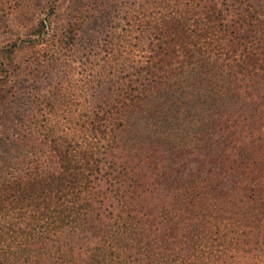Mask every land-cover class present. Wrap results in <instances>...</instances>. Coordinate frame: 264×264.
I'll list each match as a JSON object with an SVG mask.
<instances>
[{"label": "trees", "instance_id": "obj_1", "mask_svg": "<svg viewBox=\"0 0 264 264\" xmlns=\"http://www.w3.org/2000/svg\"><path fill=\"white\" fill-rule=\"evenodd\" d=\"M40 1L0 0L48 162L0 176V264H264V0Z\"/></svg>", "mask_w": 264, "mask_h": 264}, {"label": "rangeland", "instance_id": "obj_2", "mask_svg": "<svg viewBox=\"0 0 264 264\" xmlns=\"http://www.w3.org/2000/svg\"><path fill=\"white\" fill-rule=\"evenodd\" d=\"M81 2H87L88 0H78ZM129 2V0H116V2ZM70 0H62L58 3L55 9V15L61 16L66 13V9L69 6ZM53 0H41L40 6L35 10L30 16L31 20L42 17L45 18L48 12L53 7ZM17 19L13 17H7L4 21V25H0V42L9 38V29L16 31L25 30L23 26L16 24ZM33 23V21H31ZM29 22L27 26L30 25ZM5 26V27H4ZM96 29V28H95ZM44 47V46H40ZM22 56L18 55L15 62H20ZM11 79L14 82L19 83V88L17 89L18 94L10 101V104L6 107L5 112H0V176H6L7 173L16 175L21 171V165L23 161L32 162L34 165L36 162L41 164H48L46 150L42 147H38L33 144V148H27L20 146L16 140L18 136V115L24 112L27 108L28 100L26 95L23 93L28 92L30 89V82L25 84L22 81L21 76L11 75ZM20 89V90H19ZM241 98L246 102H255L261 106L264 103V77L260 78L255 85L246 91H241ZM5 115V116H4ZM16 145L17 148L12 146ZM19 145V146H18ZM3 161V162H1Z\"/></svg>", "mask_w": 264, "mask_h": 264}]
</instances>
